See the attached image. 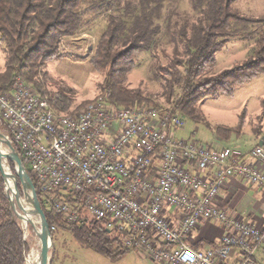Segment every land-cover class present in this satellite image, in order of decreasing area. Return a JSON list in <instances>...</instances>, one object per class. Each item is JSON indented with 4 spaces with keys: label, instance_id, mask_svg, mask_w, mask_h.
<instances>
[{
    "label": "built area",
    "instance_id": "1",
    "mask_svg": "<svg viewBox=\"0 0 264 264\" xmlns=\"http://www.w3.org/2000/svg\"><path fill=\"white\" fill-rule=\"evenodd\" d=\"M0 125L44 206L68 226L86 222L85 213L106 220L125 249L140 250L156 264H227L233 252L236 264H253L264 247V224L214 204L232 177L264 192L263 145L249 153L256 160L251 164L237 148L176 139L183 118L169 107L115 110L100 95L79 111H57L20 76L10 92L0 93ZM168 209L178 212L179 224L166 217ZM201 220L222 227L217 246L187 244Z\"/></svg>",
    "mask_w": 264,
    "mask_h": 264
},
{
    "label": "trees",
    "instance_id": "2",
    "mask_svg": "<svg viewBox=\"0 0 264 264\" xmlns=\"http://www.w3.org/2000/svg\"><path fill=\"white\" fill-rule=\"evenodd\" d=\"M187 1L194 13L193 20L172 31L171 15L165 14L170 0H0V44L5 55V68L0 71V93L10 92L14 79L20 76L37 93L47 96L41 89L40 69L56 57L57 43L62 38L84 33L91 17L101 15L106 28L98 37L90 63L96 72H104L99 95L110 107L115 110L141 106L159 108L141 90L128 88L126 81L135 66L136 56L158 49L162 36L174 50L167 68L155 67L156 71L164 73L163 95L168 100L179 91L177 100L169 104L172 113L199 120L197 104L204 94L214 98L232 96L235 86L264 75V30L244 34L246 39L255 37L251 59L212 73L216 51L228 37L238 34L233 26L264 25V18L239 16L232 10L236 0ZM162 24L165 25L163 33ZM54 100L55 108L60 111L67 110L71 103L61 92ZM261 104L264 107V100ZM241 123L242 114L236 130L220 127L218 134L225 139L232 133L239 135L237 130ZM13 146L17 150L16 145ZM8 166L15 174L9 161ZM4 188L0 173V264H25L29 246ZM18 189H21L19 182ZM36 194L49 226L56 225L57 230L69 232L78 243L111 259L129 252L122 245L123 236L107 228L106 220L94 219L68 226L61 215L44 206L40 193Z\"/></svg>",
    "mask_w": 264,
    "mask_h": 264
},
{
    "label": "rangeland",
    "instance_id": "3",
    "mask_svg": "<svg viewBox=\"0 0 264 264\" xmlns=\"http://www.w3.org/2000/svg\"><path fill=\"white\" fill-rule=\"evenodd\" d=\"M85 8L86 6H83V9ZM232 10L247 19L264 18V0H236ZM167 13L171 15L172 31H177L186 21L193 20L194 15L187 0H170L165 11V14ZM88 15L90 14L87 13L86 17ZM105 28L104 17L92 16L85 32L60 39L57 43L56 57L41 67L39 76L41 89L47 93V97H51L54 108V98L59 92L65 94L71 102L69 108L63 111H79L85 106L84 101L89 102L102 92L104 72H96L93 69L90 57L93 55L98 37ZM233 30H237L238 34L228 37L215 53L213 74L231 69L238 63L251 59L255 48V37L246 39L244 34L249 31L258 33L264 30V25L248 24L244 28H240L239 25L233 26ZM161 32H165L164 24ZM160 38L158 49L152 53H141L136 56L135 66L127 77L126 86L141 90L145 97L159 106V109H164L174 103L180 94L178 91L168 100L163 95L164 73L156 71L155 67L159 65V68H167L169 60L173 58L174 50L173 45L162 39V36ZM4 68L5 55L0 44V71ZM233 90L232 96L221 95L214 98L204 94L197 104L200 119L182 115L183 126L174 132V137L214 149L224 146L237 148L243 153L252 150L258 139L264 140V107L261 104L264 100V75L237 85ZM240 114H242V126H239L241 130H237L240 134L232 133L228 139L221 137L217 129L224 127L236 130ZM3 132L4 127L0 125V133ZM85 217L88 223L94 220L90 214L85 213ZM28 229L26 242L30 249L36 239L32 228L28 226ZM52 235L54 245L52 264H156L140 250L129 251L111 259L78 243L65 230H57Z\"/></svg>",
    "mask_w": 264,
    "mask_h": 264
},
{
    "label": "crops",
    "instance_id": "4",
    "mask_svg": "<svg viewBox=\"0 0 264 264\" xmlns=\"http://www.w3.org/2000/svg\"><path fill=\"white\" fill-rule=\"evenodd\" d=\"M257 145L264 146V140L258 139ZM224 148L218 146L217 149ZM244 160L251 164H256V160L249 154ZM207 176L213 175L210 170ZM214 204L220 208L226 209L227 213L235 218L242 219L248 223L262 226L264 224V192L248 186L244 181L238 178H228L220 187V190L215 198ZM166 217L173 222L174 225L179 224L178 212L171 209L166 210ZM223 234L222 227L213 222L201 220L197 227L187 237V244L192 249L206 250L213 248L219 244L220 237ZM239 259V254L233 252L227 264H236ZM253 264H264V247H262L255 255Z\"/></svg>",
    "mask_w": 264,
    "mask_h": 264
},
{
    "label": "water",
    "instance_id": "5",
    "mask_svg": "<svg viewBox=\"0 0 264 264\" xmlns=\"http://www.w3.org/2000/svg\"><path fill=\"white\" fill-rule=\"evenodd\" d=\"M8 161L13 164L15 174L11 172ZM0 173L5 183L4 195L9 200L14 216L20 222L24 240H26L25 227L22 225V220H26L27 225L32 228L38 242L39 264H50L54 245L44 211L38 200L31 177L24 168L17 151L2 133H0ZM18 182L20 183V190L18 189Z\"/></svg>",
    "mask_w": 264,
    "mask_h": 264
},
{
    "label": "bare ground",
    "instance_id": "6",
    "mask_svg": "<svg viewBox=\"0 0 264 264\" xmlns=\"http://www.w3.org/2000/svg\"><path fill=\"white\" fill-rule=\"evenodd\" d=\"M6 166V164H5ZM11 187V182H10ZM22 225L25 227V239L28 240V225L26 223V220H22ZM39 246L38 242L36 241L34 245H32L29 249V253L26 257V264H39Z\"/></svg>",
    "mask_w": 264,
    "mask_h": 264
}]
</instances>
